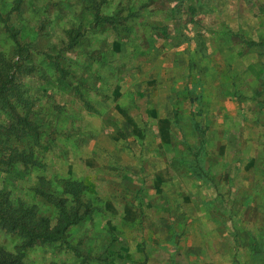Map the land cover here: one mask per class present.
<instances>
[{
    "label": "rangeland",
    "instance_id": "obj_1",
    "mask_svg": "<svg viewBox=\"0 0 264 264\" xmlns=\"http://www.w3.org/2000/svg\"><path fill=\"white\" fill-rule=\"evenodd\" d=\"M7 75L0 191L80 194L20 264H264V0H0Z\"/></svg>",
    "mask_w": 264,
    "mask_h": 264
},
{
    "label": "trees",
    "instance_id": "obj_2",
    "mask_svg": "<svg viewBox=\"0 0 264 264\" xmlns=\"http://www.w3.org/2000/svg\"><path fill=\"white\" fill-rule=\"evenodd\" d=\"M12 79L11 75L0 79V108L12 116L10 118L14 117L18 120L25 128L30 127L29 121L25 118L26 114L21 116L14 109L13 101H10L11 98L14 101L17 100L16 102L18 103L25 101V98L22 97V92ZM78 190L77 185L71 188L70 182H65L62 185V195L59 198L53 196L57 200L51 201V207L57 210L58 221L55 224L56 226L52 227L49 226L47 218L40 217L35 219L33 212L26 208L23 203L19 202L17 206H14L8 198V193L0 191V229L9 230L21 238L19 243L14 245L13 251L15 254L12 256L11 253L4 251L0 247V264H20L22 250L26 247H30L36 242L41 243L61 238L66 226L77 222L80 218V215L78 216V207H65L66 198L64 195L70 193L72 199L74 197L77 199L80 195ZM44 196L48 200L52 195L44 194ZM42 218H44L45 222H41Z\"/></svg>",
    "mask_w": 264,
    "mask_h": 264
},
{
    "label": "crops",
    "instance_id": "obj_3",
    "mask_svg": "<svg viewBox=\"0 0 264 264\" xmlns=\"http://www.w3.org/2000/svg\"><path fill=\"white\" fill-rule=\"evenodd\" d=\"M150 100V99H149Z\"/></svg>",
    "mask_w": 264,
    "mask_h": 264
}]
</instances>
